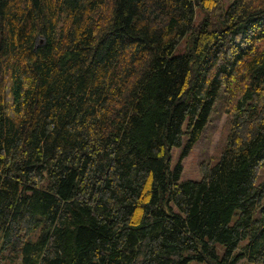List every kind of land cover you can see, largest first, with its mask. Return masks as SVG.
I'll return each instance as SVG.
<instances>
[{"label": "trees", "instance_id": "16d2710c", "mask_svg": "<svg viewBox=\"0 0 264 264\" xmlns=\"http://www.w3.org/2000/svg\"><path fill=\"white\" fill-rule=\"evenodd\" d=\"M219 102L226 145L182 180ZM242 258L264 264V0H0V264Z\"/></svg>", "mask_w": 264, "mask_h": 264}, {"label": "rangeland", "instance_id": "374dc122", "mask_svg": "<svg viewBox=\"0 0 264 264\" xmlns=\"http://www.w3.org/2000/svg\"><path fill=\"white\" fill-rule=\"evenodd\" d=\"M232 0H221V6L225 7L229 5ZM217 12V10H215ZM203 17V13L197 12L196 24L200 26V20ZM187 45V38L183 40L181 44L176 46V53H180L185 50ZM222 103L219 102L215 107L213 116L208 122V125L204 128L199 140L189 149L186 155L184 150L188 140L189 134L186 133L183 139L181 147L175 148L172 151V167L177 164L182 165V173L180 174L182 180H199L202 177V164L214 163L217 161L219 154L222 152L226 145V134L228 133V116L222 110ZM187 131V129H186ZM188 132V131H187ZM238 264H256L249 262L248 259L242 258Z\"/></svg>", "mask_w": 264, "mask_h": 264}]
</instances>
